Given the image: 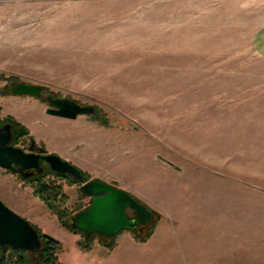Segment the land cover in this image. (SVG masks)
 Segmentation results:
<instances>
[{
  "label": "crops",
  "instance_id": "obj_1",
  "mask_svg": "<svg viewBox=\"0 0 264 264\" xmlns=\"http://www.w3.org/2000/svg\"><path fill=\"white\" fill-rule=\"evenodd\" d=\"M111 1L69 2L66 7L56 9V19L45 20L32 30L24 29L19 34L22 43L16 44L14 1L3 0L0 20L6 18L7 22L0 23V46L44 48L39 55L43 57V62L50 65L63 62L64 55L71 53L67 48H76L78 56L85 57L78 62H109L112 47V52H115L136 44L131 41L140 40L141 36L148 37L132 28L136 21L127 23L126 19L113 16H126L131 14V10L135 15L160 14L155 6L112 8ZM190 4L191 7L177 9L168 6L162 13L168 16L166 20L157 18L152 23V19L147 22L152 27L149 42L144 43L156 47L153 49L156 58L151 60L155 63L151 71L153 78L167 81L156 83L161 89L157 92L159 94L191 92L189 86L175 87L174 81H170L184 80L192 73L191 55L187 48L192 46L190 15L196 13V8ZM255 5L263 12V18L257 23ZM209 9L215 14L232 16L234 24L238 25L236 30L264 31V0H225ZM175 15L179 16L177 20ZM36 30L37 34L34 33ZM255 46L264 47V34ZM261 52L264 53V49ZM95 55L101 58H91ZM87 76L88 79L102 80L99 82L102 85L110 74ZM84 77L78 76V80ZM110 91V88L107 89V94ZM250 99L247 100L246 143L247 152L254 153L256 142L264 146V104L263 114L255 121L251 113L255 110L254 104ZM3 100L7 114L24 126L35 143L44 146L47 154L58 156L101 183L115 184V188L135 200H141L161 216L152 235L144 243L137 242L133 233L124 231L109 240L113 243L109 249L101 236L94 234L90 238V247L82 250L79 235L67 233L56 216L22 191L14 177L0 176V201L61 244L60 264H264V247L218 245L217 223L222 222V196L218 194L215 180L219 175L206 167L205 150L200 151L206 141H201L200 133L193 131V136H190V129L177 130L176 133L170 129L169 141V133L165 137L162 133V137L158 136L152 128L154 126L144 130H108L88 123L83 116L75 120L51 116L47 114L46 105L38 99L12 96ZM156 121L155 126L168 128L175 125L174 119L159 118ZM219 124L215 123L214 127ZM256 128H261V132L256 133ZM76 189L75 186H67L64 190L69 204L81 199Z\"/></svg>",
  "mask_w": 264,
  "mask_h": 264
},
{
  "label": "rangeland",
  "instance_id": "obj_2",
  "mask_svg": "<svg viewBox=\"0 0 264 264\" xmlns=\"http://www.w3.org/2000/svg\"><path fill=\"white\" fill-rule=\"evenodd\" d=\"M2 1L0 0V5ZM13 1L15 20L13 32L16 34L17 44L22 43L19 34L24 32V29L32 30L45 20L56 19V9L66 7L67 3L74 0ZM221 1L225 0H112V8L155 6L159 8L160 14L135 15L131 10V14L126 16H113L124 18L127 23L136 21L132 28L148 37L141 36L140 40L131 41L136 44L116 49L115 52H112L114 50L112 47L110 61L105 63L78 62V59L85 57L78 56L76 48H67L71 53L64 55L63 62L50 65L43 62V57L39 55L44 48L29 45L2 46V48L0 46V123L1 127L8 123L12 125L11 145L29 152L31 141H34L29 131L5 111L6 102L3 99L12 97L9 88L21 82L40 85L43 89V98L52 96L55 99H69L81 106L93 107L94 114L83 117L88 123L108 130L126 128L144 130L154 126L152 128H155L158 136L161 137L162 134L165 137L170 129L175 133L177 130L190 129V136H193V131L198 132L201 141H206L204 148L200 149L201 152L205 150L206 167L208 171L212 170L219 175L215 180L218 194L222 196V222L217 223L218 245L264 247V151H262L264 146L256 142L252 153L247 152L246 143L248 98H251V104H254L255 110L251 113L254 114L255 121L263 114L264 53L261 51L264 47L255 45L258 39L262 38L264 31L236 30L235 27L238 25L234 24L232 16L215 14L209 9V7L215 8L219 3L221 4ZM190 3L196 8V13L190 15L192 46L187 48L190 50L192 73L189 78H183L184 80L170 81H174L175 87L189 86L191 92L190 94L177 92L159 94L157 92L161 89H158L156 83L167 81L153 78L154 73L151 71L154 70L155 63L151 60L156 58L153 50L156 47L144 43L147 40L149 42V34H151L152 26L150 27L147 22L152 19V23L157 18L166 20L168 16L162 13L166 12L168 6L177 9L183 6L191 7ZM255 8L257 23L263 18V12L261 7L255 5ZM175 17L177 20L179 16L175 15ZM6 22V18L0 20V23ZM34 33L37 34L38 31ZM91 58L101 57L95 55ZM82 66L87 67L86 70L81 69ZM101 73L110 74L102 85L99 84L102 80L88 79L87 75L97 77ZM81 75L85 76L84 79L78 80V76ZM108 82L110 94L106 92L109 89ZM19 98L23 99V97ZM43 98L38 100L48 108ZM102 99L104 101H100ZM159 118L174 119L175 125L168 128L155 126ZM215 123L219 125L214 127ZM20 129H23L27 135L21 134ZM257 131L261 132V128H256V133ZM168 137L170 141V133ZM255 138L261 139V137ZM35 146L38 153L39 150H43L48 155L44 146L36 143ZM42 167L41 174L34 172L27 179L19 175L16 169L8 171L0 169V176L14 177L22 191L45 206L56 218L59 216L54 212L62 213L65 224L73 233L64 230L69 234L79 235L81 241L84 240L85 235L75 228L73 221L90 205V198L83 190V185L99 180L77 167L85 176L81 181L70 176L60 177L46 164ZM67 186H75L80 193L81 199L75 204L68 202L64 193ZM43 188L54 189L56 194L51 191L43 193ZM137 201L148 208L141 200ZM150 211L154 222L141 228L154 231L161 216L157 212ZM126 212L130 217L135 216L130 209ZM29 224L53 238L34 224ZM106 240L110 242L109 238ZM42 242L44 244L45 240H41V244ZM84 243L86 242L83 241L80 246L82 250H86L87 245Z\"/></svg>",
  "mask_w": 264,
  "mask_h": 264
},
{
  "label": "water",
  "instance_id": "obj_3",
  "mask_svg": "<svg viewBox=\"0 0 264 264\" xmlns=\"http://www.w3.org/2000/svg\"><path fill=\"white\" fill-rule=\"evenodd\" d=\"M15 97L42 99L41 86L17 83L9 88ZM48 104L47 114L63 119L75 120L78 116L93 115V107L81 106L69 99H55L52 96L43 98ZM12 131L9 124L0 127V169H16L23 178L31 177L34 172L41 174L43 164L48 165L53 173L70 176L82 180L80 170L56 155H43L15 148L11 145ZM83 190L90 198V205L81 211L74 226L85 236L99 235L103 238L116 236L121 231H135L138 227L149 224L151 211L140 204L129 194L114 186L98 181H90L83 185ZM130 209L134 217L126 212ZM47 239H52L46 235ZM0 247L16 248L29 252L40 249L41 240L37 231L22 217L14 213L0 201Z\"/></svg>",
  "mask_w": 264,
  "mask_h": 264
},
{
  "label": "trees",
  "instance_id": "obj_4",
  "mask_svg": "<svg viewBox=\"0 0 264 264\" xmlns=\"http://www.w3.org/2000/svg\"><path fill=\"white\" fill-rule=\"evenodd\" d=\"M9 125L12 128V125L11 124H9ZM0 127H1V123H0ZM20 133L27 135V133L23 129H20ZM32 145L34 146V151L36 153H38L37 150H35L36 146H35L34 141H31V146ZM38 154L46 155L45 152H43V150H39ZM59 176L61 177L62 175H59ZM84 177L85 176L82 174V178H84ZM50 191L54 195L56 194V190H54V189L43 188V193H50ZM58 213L59 212H57V211L54 212L55 215L59 216L58 220L60 222V225L67 232L73 233L71 231V229L68 227V225L65 224V222L63 220L64 217H62V213L61 214H58ZM153 222L154 221H153V216H152V220L149 224H151ZM73 224H74V221H73ZM31 226L37 231L39 239L45 240L44 244L42 242L40 249L37 251H34V252H29V251H25V250L16 249V248H9V247L1 248L0 247V264H60L59 260H58V255L63 251V247L61 246V244L59 242L55 241L53 238L47 239L45 234L41 233V231L38 230L33 225H31ZM141 227L142 226L138 227L134 231L135 232L134 238L137 242L144 243L150 238V236L153 233V230L152 229L148 230L146 228L144 229ZM90 238H91V236H89V237L84 236V238H83L84 240L81 241L82 243L80 244V246H82L83 241H85L86 243H84V244L87 245L86 249H88L90 247V243H88L87 241H91ZM112 238H109V239H112ZM102 241L104 242L105 247H107L109 249H111L113 247V244L111 242H106L107 241L106 238H102Z\"/></svg>",
  "mask_w": 264,
  "mask_h": 264
},
{
  "label": "flooded vegetation",
  "instance_id": "obj_5",
  "mask_svg": "<svg viewBox=\"0 0 264 264\" xmlns=\"http://www.w3.org/2000/svg\"><path fill=\"white\" fill-rule=\"evenodd\" d=\"M29 152H30V150H29Z\"/></svg>",
  "mask_w": 264,
  "mask_h": 264
}]
</instances>
